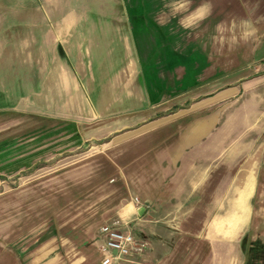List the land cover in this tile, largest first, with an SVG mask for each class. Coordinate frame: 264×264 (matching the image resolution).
Returning <instances> with one entry per match:
<instances>
[{
	"label": "rangeland",
	"instance_id": "obj_1",
	"mask_svg": "<svg viewBox=\"0 0 264 264\" xmlns=\"http://www.w3.org/2000/svg\"><path fill=\"white\" fill-rule=\"evenodd\" d=\"M64 3L74 13L71 34L84 36L82 63L55 45L42 69L25 53L0 75V264H98L99 229L129 198L122 168L142 162L145 132L179 116L185 127L214 115L211 136L220 141L204 150L217 160L262 146L246 233L264 243V0ZM39 4L0 0L3 35L13 40L33 23L45 29L59 19L38 14ZM63 63L82 74L86 101L84 110L63 112L71 119L53 117L48 108L58 102L48 105L46 80L26 82L60 74ZM123 74L135 84L119 86ZM181 247L199 258L206 250L197 240Z\"/></svg>",
	"mask_w": 264,
	"mask_h": 264
},
{
	"label": "crops",
	"instance_id": "obj_2",
	"mask_svg": "<svg viewBox=\"0 0 264 264\" xmlns=\"http://www.w3.org/2000/svg\"><path fill=\"white\" fill-rule=\"evenodd\" d=\"M64 2L40 0L36 7L38 14L59 16L45 29L36 22L29 25L26 35H16L9 40V36L2 33L5 28L0 26L2 77L18 58L24 62L25 53L32 66L42 69L40 64L45 65L49 59L47 53L55 45L62 49L60 56L71 53L78 57L76 63H82L76 48L81 46L84 36L80 32L71 34L76 25L72 23L74 13L62 6ZM60 68V74H31L26 82L37 84L36 81L41 80L43 84L46 80L48 105L52 99L58 102V106L48 108L58 112L53 117L71 119L63 112L85 109L82 74H73L67 63ZM134 80V75L123 74L118 85L125 89L135 84ZM196 114L199 115V111ZM181 117L145 132L143 139L147 143L136 158L142 162L131 161L122 168L130 192L116 220L121 229L144 240L147 247L113 264H244L240 241L253 215L252 200L258 190L262 146L256 148L255 153L235 151L227 159L217 160L204 150L206 145L215 147L220 141L219 137L211 136L217 127L214 115L196 116L185 127L177 122ZM169 124L175 129L168 135L163 130ZM184 240L201 242L206 248L204 255L201 258L195 252L190 255L181 247Z\"/></svg>",
	"mask_w": 264,
	"mask_h": 264
},
{
	"label": "built area",
	"instance_id": "obj_3",
	"mask_svg": "<svg viewBox=\"0 0 264 264\" xmlns=\"http://www.w3.org/2000/svg\"><path fill=\"white\" fill-rule=\"evenodd\" d=\"M135 200L138 201L137 198ZM118 224V220H115L111 224L102 225L99 229L102 239L99 247L102 254L101 264H113L117 260L130 258L134 254L144 251L147 247L144 240L121 229Z\"/></svg>",
	"mask_w": 264,
	"mask_h": 264
},
{
	"label": "trees",
	"instance_id": "obj_4",
	"mask_svg": "<svg viewBox=\"0 0 264 264\" xmlns=\"http://www.w3.org/2000/svg\"><path fill=\"white\" fill-rule=\"evenodd\" d=\"M240 248L244 264H264V243L261 240H251L246 233L241 239Z\"/></svg>",
	"mask_w": 264,
	"mask_h": 264
},
{
	"label": "water",
	"instance_id": "obj_5",
	"mask_svg": "<svg viewBox=\"0 0 264 264\" xmlns=\"http://www.w3.org/2000/svg\"><path fill=\"white\" fill-rule=\"evenodd\" d=\"M115 253V252H114Z\"/></svg>",
	"mask_w": 264,
	"mask_h": 264
}]
</instances>
